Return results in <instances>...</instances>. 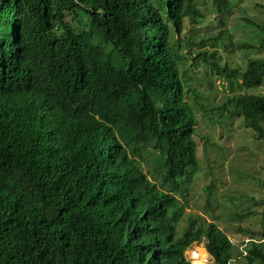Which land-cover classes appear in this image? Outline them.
I'll return each instance as SVG.
<instances>
[{
    "label": "trees",
    "instance_id": "trees-1",
    "mask_svg": "<svg viewBox=\"0 0 264 264\" xmlns=\"http://www.w3.org/2000/svg\"><path fill=\"white\" fill-rule=\"evenodd\" d=\"M216 1L221 11L230 6ZM159 2L0 0V264H136L125 251L134 213L117 183L101 177L106 165L86 144L89 135L74 132L80 113L97 123L89 109L102 117L129 110L127 131L135 137L147 123L149 141L162 149L154 157L160 187L187 192L198 167L197 117L172 35L200 12L194 0ZM198 57L232 90L264 84V59L241 70L222 64L217 50ZM230 106L264 139V95L238 93L219 107ZM159 196L176 207V220L182 217L184 201ZM148 206L163 208L155 198ZM203 239L217 263L236 254L227 233L201 216L189 217L173 252ZM247 249V264H264L260 244Z\"/></svg>",
    "mask_w": 264,
    "mask_h": 264
},
{
    "label": "rangeland",
    "instance_id": "rangeland-1",
    "mask_svg": "<svg viewBox=\"0 0 264 264\" xmlns=\"http://www.w3.org/2000/svg\"><path fill=\"white\" fill-rule=\"evenodd\" d=\"M152 1L159 6V0ZM227 1L229 8L221 11L216 0H194L200 15L186 17L182 33L172 35L174 57L187 85V101L197 117L194 137L198 167L185 198L181 197L186 211L178 229L181 232L187 226L190 216H201L215 221L231 239L239 240L250 236L251 231L264 230V139L244 126L234 106L229 110L219 106L238 93L264 95V84L234 92L198 53L217 50L222 64L241 70L250 59H264V32L245 19L264 27V0ZM260 245L264 249V243ZM194 248L207 253L204 241H195ZM195 251L191 250L192 256ZM210 257L206 264H212ZM234 264L247 261L243 257Z\"/></svg>",
    "mask_w": 264,
    "mask_h": 264
},
{
    "label": "clouds",
    "instance_id": "clouds-1",
    "mask_svg": "<svg viewBox=\"0 0 264 264\" xmlns=\"http://www.w3.org/2000/svg\"><path fill=\"white\" fill-rule=\"evenodd\" d=\"M88 112L94 116L97 123H89L80 113V116L73 121L74 132L89 135L86 144L97 150L99 159L106 165L100 174L101 177L107 185L117 183V188L121 190L122 202L130 212L134 213L131 223L135 224V227L126 237V253L133 254L136 264H195V258L190 252L200 248L191 249V246L195 241H204V249L211 259L212 255L205 245V239L195 240L184 249L180 247L177 252H173L178 236L188 224L179 232L178 227L182 217L176 220L175 216L171 215L172 208L176 207L167 204L168 198L160 199L159 191L165 195L173 194L179 200H182V196L169 192L159 185L161 180L158 179L161 178L155 170L154 157L160 156L162 149L157 145V141H149L147 123L142 126V137H135L133 132L127 131L129 110L122 108L115 112L109 111L110 113L104 117L91 109ZM141 138L147 139L146 142ZM116 159H119L117 168L114 166ZM150 161L153 166L149 165ZM153 198L163 206L161 210L149 208V201ZM228 238L238 254L230 258L226 264H234L248 254L247 248L251 243H264V230L256 237L247 236L239 240L233 237L234 241L230 236ZM212 258L214 259L213 256ZM212 264L222 263H217L214 259Z\"/></svg>",
    "mask_w": 264,
    "mask_h": 264
},
{
    "label": "bare ground",
    "instance_id": "bare-ground-1",
    "mask_svg": "<svg viewBox=\"0 0 264 264\" xmlns=\"http://www.w3.org/2000/svg\"><path fill=\"white\" fill-rule=\"evenodd\" d=\"M207 253L195 251L194 256H192L193 258H195L194 263L195 264H206V261H208L209 259V255Z\"/></svg>",
    "mask_w": 264,
    "mask_h": 264
},
{
    "label": "built area",
    "instance_id": "built-area-1",
    "mask_svg": "<svg viewBox=\"0 0 264 264\" xmlns=\"http://www.w3.org/2000/svg\"><path fill=\"white\" fill-rule=\"evenodd\" d=\"M263 240H264V238H263Z\"/></svg>",
    "mask_w": 264,
    "mask_h": 264
}]
</instances>
